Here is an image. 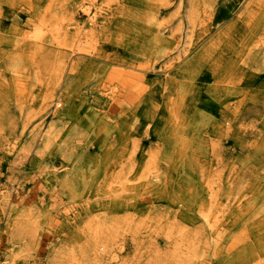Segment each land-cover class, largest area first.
Here are the masks:
<instances>
[{
	"label": "rangeland",
	"instance_id": "1",
	"mask_svg": "<svg viewBox=\"0 0 264 264\" xmlns=\"http://www.w3.org/2000/svg\"><path fill=\"white\" fill-rule=\"evenodd\" d=\"M253 1L264 13L259 0H103L91 27L80 0L0 1V264H89L87 244L109 222L123 229L107 264H264V231L247 228L245 205L234 209L243 192L249 206L254 186L264 192V32L220 36ZM191 80L204 86L197 98L182 83ZM48 87L65 96L57 109L54 96L44 103ZM236 104L246 125L208 127ZM55 122L59 136L45 142ZM62 130L83 148L68 150ZM189 130L196 140L183 153L174 132ZM176 153L188 156L185 176ZM194 163L204 178L191 172ZM208 182L217 193L211 204L199 198ZM180 210L186 218L174 220ZM181 228L194 236L185 252L174 245Z\"/></svg>",
	"mask_w": 264,
	"mask_h": 264
},
{
	"label": "bare ground",
	"instance_id": "2",
	"mask_svg": "<svg viewBox=\"0 0 264 264\" xmlns=\"http://www.w3.org/2000/svg\"><path fill=\"white\" fill-rule=\"evenodd\" d=\"M0 1H5V0H0ZM264 0H259V3ZM262 2V3H263ZM254 3V4H253ZM252 6H248L249 8L246 9L245 8V15L243 16H239L236 18V20L227 28V30L225 32H223L222 35H220L223 39L225 40H231L234 39V41H238L239 39L237 38V34L235 32L238 31H242V35L239 36L242 39L240 40H245L248 39V35L244 34L243 30L246 31L249 30L250 32L255 33H261V31L264 32V13L260 12L258 3H256L255 1H253ZM103 0H80L79 4H77L78 6L81 7V9L84 11L85 13V17H86V22H87V26L91 27L94 24L97 23V21L99 20V15L102 9H103ZM233 6L231 3L226 7V8H219V13L218 15L224 19H227L229 14L233 12ZM98 10V11H97ZM2 11V7H0V12ZM193 11V10H192ZM263 13V14H262ZM222 20V19H221ZM214 25V23H212ZM249 32V34H250ZM34 35H37V33L42 34V30L39 28H36L33 31ZM55 32L51 33L54 34ZM33 34H31L32 36ZM44 36V35H43ZM43 36L38 37L36 40L37 42H41L43 40ZM55 36V34H54ZM192 37V35H191ZM219 37V36H218ZM217 37V38H218ZM216 38V39H217ZM160 39V38H159ZM216 39H213L212 41L215 42V44L219 41H215ZM2 40V38L0 37V41ZM234 43V42H233ZM211 45V43H210ZM263 45V50H259L258 52L262 55V57H264V36L261 37L260 39V45ZM233 46V44L230 45V47ZM226 47H221V50L224 51ZM254 47H251L250 49L252 50ZM204 51V49H201L200 54ZM225 52V51H224ZM49 53V51H48ZM229 53V52H227ZM49 56V55H48ZM223 56V55H222ZM200 60L202 57L201 56H195V57H191L189 60V64L192 62V60L194 61H198ZM233 57V56H232ZM231 56H229V61L233 62L234 60L232 59ZM58 59V58H57ZM57 59H52L51 62L47 61V63L49 65H47V67L49 69L52 70V67L54 68V66L58 63ZM223 60L225 61V57L223 58ZM185 68L188 67V64H184ZM59 65H57L56 67H58ZM59 68H61V65L59 66ZM54 70V69H53ZM170 71V69H167V72ZM219 71V70H218ZM210 74V73H207ZM213 74L216 75L217 71H213ZM179 83V82H178ZM184 83V86L187 88V92L190 91L191 94H193L194 97L197 98V95L200 92V90L202 88H204V86H202L201 82H198L196 80H191L190 82H182ZM168 87L167 88H163L165 89L166 92H169L168 90H170L171 85L167 84ZM54 86H60L59 83L58 84H54ZM178 85H175L174 87H177ZM56 87H54L55 89ZM61 88H59L58 90H60ZM159 91V90H158ZM169 94H172L171 92ZM196 94V95H195ZM53 96L55 97L54 101H55V109H57L59 107V105L65 100V96L63 95L62 92L60 91H55L53 92V89L48 87L46 89V94L44 96V103L46 105H49V100L51 99L50 102H54L52 101ZM138 99V97H135V100ZM230 100V98L228 99ZM164 101V106H167L168 104V96L167 95H162L159 99V106H162L161 102ZM236 101V100H235ZM237 103H242L241 100L239 99V97H237ZM137 106H140V102L136 103ZM222 111L219 112L220 116L218 118L217 124L214 127L210 124V129H214L216 132H223L226 131L227 128H230L231 126L228 125V122L233 121V125L236 126V124H238V126L240 125H246L247 124V120L245 121V117H243V119L239 118L240 114H243L244 112L241 109V104L237 105L235 107H229L227 109L224 108H220ZM244 109V108H243ZM99 118V117H98ZM251 119V117H250ZM55 120L57 121V117H55ZM97 120V119H96ZM232 125V126H233ZM245 126H241L238 127L239 130L241 131V129H243ZM60 130H59V122H55V125L52 127V129L47 133V136L45 138V142H49L51 141L53 138H57L59 136ZM62 141L61 143H67L66 147L68 150H71L73 152L78 151L79 149L83 148V140L78 138L77 136H75L73 133L65 132L64 130H62ZM182 132H174V136H176V143H179V145H181V152H185V148L189 146V144L191 143V140L194 139L196 140V136H193L192 134L196 135L195 130H189L187 131L188 135H184L182 134ZM189 136V137H188ZM259 151V150H257ZM177 154L181 160H182V168H183V174L184 176L187 174L188 172V156L185 154ZM177 161H179V158L177 157ZM195 167V171L194 169H192V173L195 174H199L200 178H204L205 175L203 173L202 167L197 166L195 163L191 164V166ZM151 172H148L146 177H149L150 179H154L155 181H151L155 186V190H161L162 185H160V181L163 182V179L161 177H159L156 172H152V170H150ZM107 175L105 176L104 179H107ZM198 180V178H197ZM203 185H205V180L203 181ZM207 187L209 188V191H205L207 193V195L203 194L202 191L205 190V188H202V191L199 195V198L201 199L202 203H206V204H211L214 200H211V197L213 196L214 199H216L217 197V193L212 191V185H210V183L208 182ZM261 185V184H260ZM165 186V185H164ZM206 187V188H207ZM195 188H192V192L194 191ZM198 190V188L196 189ZM253 190L256 191V193L258 194H254V199L252 200V206L248 205V201L245 199V201H243V199L247 196V194H241L239 195L236 199L237 201L234 202L235 204V211L237 212V205L236 203H241V205H245V207L243 209L239 208V211L242 212V215L244 216L243 220L248 221L247 223V228L250 227V229H259V231H264V198H263V194L264 192H262L261 190L258 189V187H253ZM199 192L194 191V194H197ZM234 201V200H233ZM232 201V204H233ZM17 204H19L17 202ZM182 212H180L178 215L175 213V217H173L174 220H179L181 218H177L179 215L181 217H185L186 215L183 213V210H180ZM199 216L201 214H198ZM201 217L198 216H191V222H196L198 219H200ZM202 219V218H201ZM203 219H206V221L209 223L210 219L206 216L203 215ZM190 222V221H189ZM190 222V223H191ZM179 225H172L169 227V229L171 230V232H175L177 230ZM119 229H123V224L122 223H118V222H109L106 224H103V226L99 229V230H95L94 231V235L93 238L89 240L87 247H86V255L88 257V263L89 264H107V262H111L115 259H117V255L118 252L120 250V241H119V237H118V230ZM203 229V228H202ZM200 230V233H203V230ZM180 231L182 232V237L183 240L182 241H178L176 244H174L175 246H177V249L182 250L185 252V250L187 249V246H192L193 242H194V236L191 234H187L189 233L188 229L185 228H181ZM170 232V235L172 234ZM245 233V231H244ZM249 232L245 233L248 242L250 241L251 236L247 235ZM264 240V234L261 238H259V241H263ZM257 241L255 242V245H257ZM235 244V239L232 238V242L230 243ZM247 244V243H246ZM251 244H248L249 246ZM260 246L256 247V246H252L253 248H259L262 247L263 244L259 243ZM195 249L193 248L191 250V252H194ZM253 253H255L254 251L251 250L250 254L252 255ZM241 264H253L254 262V258L253 257H249L246 259L245 262H243V259L240 261Z\"/></svg>",
	"mask_w": 264,
	"mask_h": 264
}]
</instances>
